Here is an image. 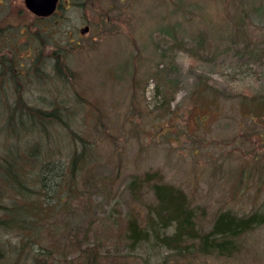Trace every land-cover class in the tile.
<instances>
[{
  "label": "rangeland",
  "instance_id": "obj_1",
  "mask_svg": "<svg viewBox=\"0 0 264 264\" xmlns=\"http://www.w3.org/2000/svg\"><path fill=\"white\" fill-rule=\"evenodd\" d=\"M0 2L9 44L0 41V56L23 60L26 69L39 58L37 65L51 71L44 56L52 59L56 51L67 70L61 76L53 71L49 83L26 95L43 92L48 100V91L58 90L62 107L77 109L69 126L100 144L94 178L101 179L78 181L81 197L73 210L54 215L53 235L41 233V250L51 251L52 261L70 248L74 231L72 241L83 235L84 246L105 241L101 254H129L126 264H164L170 249L142 243L129 250L122 242L126 213H142L153 202L147 184L136 195L127 187L144 172L183 189L205 229L220 210L242 215L264 207V0H63L68 8L48 24L35 20L23 0ZM85 24L89 29L80 36ZM155 71L169 80L161 92ZM87 102L101 108L98 123L84 116ZM5 132L0 123V140ZM48 133V139L39 132L21 135L19 143L73 149L66 129L51 126ZM22 235L0 230V244L39 248ZM237 241L230 257L189 264H264V224Z\"/></svg>",
  "mask_w": 264,
  "mask_h": 264
},
{
  "label": "trees",
  "instance_id": "obj_2",
  "mask_svg": "<svg viewBox=\"0 0 264 264\" xmlns=\"http://www.w3.org/2000/svg\"><path fill=\"white\" fill-rule=\"evenodd\" d=\"M135 55L137 54H133V59L136 60ZM49 56L52 59L44 56V62L47 70L51 71L43 70L40 81L35 76L39 58L37 63L34 60L23 73L17 71V63L0 56V123L6 130L0 140V189L4 190L3 199L0 198V230H16L25 234L22 235L23 239L31 238L39 242V248L36 249L31 246L25 249L26 242L13 249L0 244V262L98 264L101 260L105 262L103 264H126L124 259L129 254H101L99 248L105 241L96 240L94 244L84 246L83 235L72 241L77 236L74 231L69 234L70 248L66 247L61 251L55 262L52 261L51 251L41 250L43 247L39 240L42 238V231L45 230L47 237L55 233H49L55 231L54 215L72 211L74 199L81 197L78 181L101 179L97 173L94 178L95 167L101 163L98 153L96 154L100 144L96 140L90 141L83 131L69 126L70 118L76 114L77 109L68 110L62 107L63 100L57 93L58 90L48 91L52 93L48 100H44L43 92H39L34 98L25 93L28 88L38 91L40 85L49 83L48 79L53 71L60 76V72H67L56 51H52ZM135 60L132 61L133 64ZM42 61L40 58V62ZM136 67L134 64L135 70ZM105 73L112 74L113 71L108 70ZM159 74L155 71L154 77L160 79V87L157 84L156 91L161 92L169 80H161ZM134 78L135 76L132 78L133 88L139 84ZM13 88L14 91H10ZM46 91L47 88H44V92ZM87 103L89 109L84 116L92 120V123H98L103 116L101 108L97 103ZM78 122L81 121H76L80 125ZM51 126L69 132L68 139L73 148L71 151L60 152L52 145L50 150L44 151L40 141L39 144L28 147L19 143L21 135L36 132L48 139ZM144 183L152 194L153 202L142 213H126L122 225V242L129 250L142 243L170 249L164 264H189V261L210 256L230 257L239 249V236L264 224V207L242 215L223 209L213 216L210 226L205 229L201 222H197L196 206L189 202L183 189L159 180L153 172L133 176L127 187L132 195H136L137 189ZM67 226L71 228V225ZM84 232L87 234L88 231ZM119 241L121 240L116 238V243ZM49 246L55 245L50 243Z\"/></svg>",
  "mask_w": 264,
  "mask_h": 264
},
{
  "label": "flooded vegetation",
  "instance_id": "obj_3",
  "mask_svg": "<svg viewBox=\"0 0 264 264\" xmlns=\"http://www.w3.org/2000/svg\"><path fill=\"white\" fill-rule=\"evenodd\" d=\"M69 1V0H68ZM1 3V2H0ZM23 7L26 9V7L24 6V2H23ZM68 8V6H65L64 4H63V0H57V7H56V9H55V11L52 13V14H50V15H44V16H41V15H35V14H33L32 12H30V11H28L27 9V11L33 16V18L35 19V20H37L38 22H42V23H47V22H49V21H53V22H55L56 21V19L58 18V16H59V10H63V9H67ZM65 18H67V19H69L70 18V16H67V17H65ZM48 24V23H47ZM47 24H46V26H47ZM82 27L81 28H79V31H78V33L77 34H82ZM23 33V32H22ZM81 36V35H80ZM0 41L2 42V43H4V42H6V39H5V32L3 31V28H2V26L0 25ZM6 44H7V42H6ZM71 44V43H70ZM8 45V47H9V44H7ZM31 55L30 54H27L26 56H24L22 53H20V57L21 58H26V57H30ZM19 65L21 66V65H23V60H21L20 62H19Z\"/></svg>",
  "mask_w": 264,
  "mask_h": 264
},
{
  "label": "water",
  "instance_id": "obj_4",
  "mask_svg": "<svg viewBox=\"0 0 264 264\" xmlns=\"http://www.w3.org/2000/svg\"><path fill=\"white\" fill-rule=\"evenodd\" d=\"M57 0H24L25 6L37 15L49 14L55 7Z\"/></svg>",
  "mask_w": 264,
  "mask_h": 264
},
{
  "label": "bare ground",
  "instance_id": "obj_5",
  "mask_svg": "<svg viewBox=\"0 0 264 264\" xmlns=\"http://www.w3.org/2000/svg\"><path fill=\"white\" fill-rule=\"evenodd\" d=\"M43 66L44 64H40L39 67L37 68V72L35 73V76L37 78L38 81H40L42 78V72H43ZM26 91V90H25Z\"/></svg>",
  "mask_w": 264,
  "mask_h": 264
}]
</instances>
